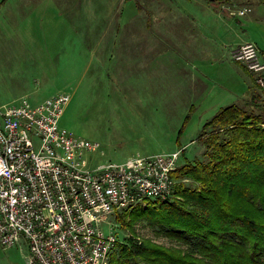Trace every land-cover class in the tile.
I'll return each mask as SVG.
<instances>
[{"label":"rangeland","instance_id":"1","mask_svg":"<svg viewBox=\"0 0 264 264\" xmlns=\"http://www.w3.org/2000/svg\"><path fill=\"white\" fill-rule=\"evenodd\" d=\"M194 1L0 0V106L22 98L35 106L70 95L59 127L99 145L87 154L92 168L177 151L178 166L201 158L205 148L197 138L222 106L214 103L223 100L214 86L231 89L236 104L246 110L259 113L264 105V89L253 86L262 102L253 101L226 59L237 62L215 42L219 34L259 44L263 51L264 0H247L254 10L239 17V23L220 10L224 3H216V9ZM248 4L241 2L231 14ZM190 15L207 35L205 61L182 31L181 19ZM225 23L233 30L221 31ZM202 81L213 88L191 85ZM133 229L115 231L122 239L131 233L179 246L145 219ZM22 249L0 247V264H27L28 251Z\"/></svg>","mask_w":264,"mask_h":264},{"label":"built area","instance_id":"2","mask_svg":"<svg viewBox=\"0 0 264 264\" xmlns=\"http://www.w3.org/2000/svg\"><path fill=\"white\" fill-rule=\"evenodd\" d=\"M232 58L264 89L256 44ZM70 100L60 94L35 106L26 98L0 106V247H25L27 264H110L122 240L116 216L172 195L180 151L92 168L87 154L99 145L59 127Z\"/></svg>","mask_w":264,"mask_h":264},{"label":"trees","instance_id":"3","mask_svg":"<svg viewBox=\"0 0 264 264\" xmlns=\"http://www.w3.org/2000/svg\"><path fill=\"white\" fill-rule=\"evenodd\" d=\"M253 86L258 89L254 79ZM255 92L253 101L262 102ZM260 109H219L197 138L205 148L201 158L172 173L171 197L148 200L115 218L118 229L132 233L145 219L179 246L127 233L110 264H264V105Z\"/></svg>","mask_w":264,"mask_h":264},{"label":"crops","instance_id":"4","mask_svg":"<svg viewBox=\"0 0 264 264\" xmlns=\"http://www.w3.org/2000/svg\"><path fill=\"white\" fill-rule=\"evenodd\" d=\"M187 1L192 3V4H195L193 2H196L194 0L193 1L192 0H187ZM236 1L237 0H235V1L233 0L232 3H230V4L224 3L223 5L225 7L227 6L228 8H225V7L222 8L221 7L220 10L222 12H224V14H226V17H227L228 20L230 19V21H232V20L235 19L236 23H239V21H240L239 17H241V16L233 15L234 13L231 14V12L234 9H236L235 7L237 5H239L241 2L245 1L248 4L251 1H247V0H239L241 2H239V1L236 2ZM168 2L173 3L174 0H168ZM215 4L216 3H209V5L212 6V7H214ZM250 4H252V3H249L247 6H244L243 8L241 7L239 10H242L244 8H249L250 12H248V13H251L254 9H252V6H249ZM214 8L218 9L217 7H214ZM235 13H237V12H235ZM183 18L184 19H181V23H184V25L182 26V31L186 34V38L188 40H193L195 42V44H197V46L199 47L198 50L200 49V51H198V50L193 51L194 54L198 53L201 56L200 59H203V61H205V59L207 58L206 51H205L206 50L205 49V46H206L205 40H206L207 35L205 33V29L202 27V25L200 23H197L198 21L196 20L195 17L190 15L188 18H185V17H183ZM218 18H220V17H218ZM222 21H224V20H222ZM225 24H227V23H225ZM225 24L221 25V27H220L221 31L222 30H226V29L230 30V31L233 30L231 25H229V24L225 25ZM217 28L218 27L215 28V31H217ZM215 37L217 39V41L214 39L215 42H217V44H221L222 49H228V55L231 54V57H232V53L236 49H238V47H240L241 45L245 44L244 42L243 43H238V41L235 38L226 40L224 37H219V34H216ZM249 43H251V42H249ZM261 44L264 47V43H261ZM202 47H203V49L201 50ZM125 48H126V46H125ZM258 48L260 49V47H258ZM260 51L262 52V56L264 58V50L262 51L260 49ZM124 57H126V56H124ZM226 61H227V63L229 65H233V67L234 66L236 67V69H235L236 72H238L240 74V76L244 80L245 84H247V89H248L247 93L249 94V97L251 95L254 96V89L252 88L253 87V78L249 75V73L243 67H241L239 64H237V63L233 64L232 62H230V60H227V59H226ZM204 76H205V78H207L206 75H204ZM191 85L194 88H196V87L199 88V89L203 88L205 90H207L208 88H213V86H214V85L213 86L212 85L209 86L203 81L200 82V83L192 82ZM214 87L219 88V94L223 97V100L214 102L218 106L222 105V106L219 107V109H221L223 107H226V106H223V105H225L224 103H226L227 106H228V103H229V105H233V104L237 103L238 97L231 91V89H228V88H226V86L223 87L221 85L220 86H214ZM258 98H260V97H258Z\"/></svg>","mask_w":264,"mask_h":264}]
</instances>
